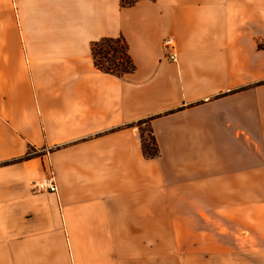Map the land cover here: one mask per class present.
<instances>
[{
    "label": "crops",
    "instance_id": "crops-1",
    "mask_svg": "<svg viewBox=\"0 0 264 264\" xmlns=\"http://www.w3.org/2000/svg\"><path fill=\"white\" fill-rule=\"evenodd\" d=\"M0 264H264V0H0Z\"/></svg>",
    "mask_w": 264,
    "mask_h": 264
},
{
    "label": "trees",
    "instance_id": "trees-1",
    "mask_svg": "<svg viewBox=\"0 0 264 264\" xmlns=\"http://www.w3.org/2000/svg\"><path fill=\"white\" fill-rule=\"evenodd\" d=\"M136 0H122L124 5L133 4ZM95 66L106 73L122 77L135 69V64L129 54V47L124 37H104L91 46ZM142 150L145 156L155 157L159 147L152 127L148 120L139 121ZM34 151L31 150L29 155Z\"/></svg>",
    "mask_w": 264,
    "mask_h": 264
},
{
    "label": "built area",
    "instance_id": "built-area-1",
    "mask_svg": "<svg viewBox=\"0 0 264 264\" xmlns=\"http://www.w3.org/2000/svg\"><path fill=\"white\" fill-rule=\"evenodd\" d=\"M163 48L165 50L166 56L171 61H177V51H176V42L175 39L172 36H167L163 40ZM35 187L39 191H51L56 192L57 191V184L54 179V175L50 174L49 177L45 178L44 180L38 181L35 184Z\"/></svg>",
    "mask_w": 264,
    "mask_h": 264
},
{
    "label": "rangeland",
    "instance_id": "rangeland-1",
    "mask_svg": "<svg viewBox=\"0 0 264 264\" xmlns=\"http://www.w3.org/2000/svg\"><path fill=\"white\" fill-rule=\"evenodd\" d=\"M256 200V199H255ZM255 220H257V216H256V213H255Z\"/></svg>",
    "mask_w": 264,
    "mask_h": 264
}]
</instances>
